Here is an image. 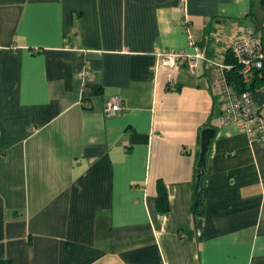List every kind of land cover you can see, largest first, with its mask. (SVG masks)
<instances>
[{
    "label": "crops",
    "instance_id": "obj_1",
    "mask_svg": "<svg viewBox=\"0 0 264 264\" xmlns=\"http://www.w3.org/2000/svg\"><path fill=\"white\" fill-rule=\"evenodd\" d=\"M235 25L264 27V0H0V259L264 264V143L218 125L212 92L227 45L214 33ZM186 28L204 58L163 67L157 52L191 50ZM250 92L264 117V84Z\"/></svg>",
    "mask_w": 264,
    "mask_h": 264
},
{
    "label": "built area",
    "instance_id": "obj_2",
    "mask_svg": "<svg viewBox=\"0 0 264 264\" xmlns=\"http://www.w3.org/2000/svg\"><path fill=\"white\" fill-rule=\"evenodd\" d=\"M182 10L185 9V0H178ZM188 47L187 49L164 50L157 52L159 64L163 67L176 69L182 62L187 64L192 72L198 64L199 58H204L203 51L197 47L192 39L190 30L186 28ZM214 37L225 38L227 43L224 46V53L230 49L232 56L240 64L242 72L251 69H260L264 66V27L235 25L232 32L228 35L214 33ZM231 66L224 61L217 64L218 77L212 83V92L219 98L221 115L218 117L217 124L224 126L225 124H233L239 130H242L247 140L257 143H264V117L259 112L254 95L249 91H238L231 84H228L226 77L222 73ZM88 68L78 73V77L83 79L88 76ZM171 82V81H170ZM122 107L120 97H111L106 100L103 111L105 116L114 115Z\"/></svg>",
    "mask_w": 264,
    "mask_h": 264
},
{
    "label": "trees",
    "instance_id": "obj_3",
    "mask_svg": "<svg viewBox=\"0 0 264 264\" xmlns=\"http://www.w3.org/2000/svg\"><path fill=\"white\" fill-rule=\"evenodd\" d=\"M223 61L226 64H229L231 67L224 71L226 76V81L228 84H231L233 87L236 88L238 91H252L253 87L257 84H264V66L260 69H251L247 72H242V68L240 64L235 60L234 56H232L231 50L228 49L225 54ZM262 116V115H261ZM208 156V154H207ZM206 156V158H207ZM205 158V162H206ZM197 161V160H196ZM195 161V168H194V174L197 169ZM198 167L201 168V164H198ZM204 176V173H203ZM202 176L201 182L199 184V190L195 192L194 190V196H193V202L191 205V212L193 216L202 214L203 210V200L201 199V193H202V183L204 177ZM157 190V209L161 211H166L168 209V201L166 197V190L164 189V186L161 182L158 181L156 185ZM0 264H10L9 260H3L0 259Z\"/></svg>",
    "mask_w": 264,
    "mask_h": 264
},
{
    "label": "water",
    "instance_id": "obj_4",
    "mask_svg": "<svg viewBox=\"0 0 264 264\" xmlns=\"http://www.w3.org/2000/svg\"><path fill=\"white\" fill-rule=\"evenodd\" d=\"M215 128L211 127H204L202 128L200 134H199V147H198V158L196 161L197 169L194 174V187L193 189L195 192H197L199 189V184L201 182L203 173L205 171L206 165H205V158L207 156L210 141L213 138V135L215 134ZM198 164H201V168L198 167Z\"/></svg>",
    "mask_w": 264,
    "mask_h": 264
}]
</instances>
